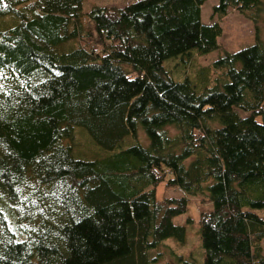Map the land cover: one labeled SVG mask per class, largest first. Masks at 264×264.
Wrapping results in <instances>:
<instances>
[{
  "label": "trees",
  "instance_id": "trees-1",
  "mask_svg": "<svg viewBox=\"0 0 264 264\" xmlns=\"http://www.w3.org/2000/svg\"><path fill=\"white\" fill-rule=\"evenodd\" d=\"M83 1L0 0V264H157L189 209L160 184L211 203L203 264H264V44L225 51L199 87L165 62L219 49L206 0ZM82 132L99 155H74Z\"/></svg>",
  "mask_w": 264,
  "mask_h": 264
},
{
  "label": "rangeland",
  "instance_id": "rangeland-1",
  "mask_svg": "<svg viewBox=\"0 0 264 264\" xmlns=\"http://www.w3.org/2000/svg\"><path fill=\"white\" fill-rule=\"evenodd\" d=\"M138 0H84L82 4L83 13L87 14L93 7H117L122 8L129 3H133ZM218 3V0H206L201 6V17L204 23L219 22L222 27V35L219 38V49L214 50L207 55H198L192 53L190 57L178 58L165 62V67L171 70L174 74L172 78L184 79L186 76L191 77L192 82L195 85L201 87L208 80L206 75L204 78L198 76L201 71L206 67H210L211 63L222 56L225 51L234 52L244 47L254 44L256 38L264 44V0L258 7L259 10L243 14L235 9H230L226 15L215 16L211 18L213 6ZM19 9V8H18ZM21 12L31 18L38 12L31 10L28 5L21 6ZM9 24L11 17L15 19V23L19 22V18L15 16H9ZM7 19V18H6ZM79 24L84 28V34L89 33L90 21L86 16L79 19ZM185 60V62H184ZM185 66V67H184ZM211 69V68H210ZM211 72V71H210ZM205 73V72H204ZM208 74V72H207ZM213 72L210 76H215ZM83 134H77L76 148L74 155L79 157L80 154H86V157L99 155L98 149L92 145L91 140L86 132ZM87 137H86V136ZM171 197V196H186L189 199V209L187 213L182 217L175 219V222H179L185 225L187 230L186 242L179 244L173 239L167 240L166 251L162 253V257H159L157 264H180V257L184 259L194 260L197 264L204 263V249L200 241L199 233V217L201 211H207L212 208L210 202H200L201 196H189L184 194L180 189H169L166 190L162 184L158 187V197ZM264 250V241L262 243Z\"/></svg>",
  "mask_w": 264,
  "mask_h": 264
}]
</instances>
